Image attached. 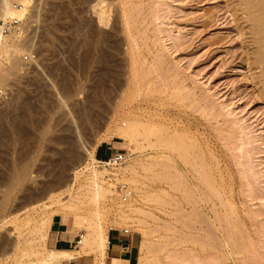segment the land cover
I'll use <instances>...</instances> for the list:
<instances>
[{
    "label": "rangeland",
    "instance_id": "374dc122",
    "mask_svg": "<svg viewBox=\"0 0 264 264\" xmlns=\"http://www.w3.org/2000/svg\"><path fill=\"white\" fill-rule=\"evenodd\" d=\"M256 2L33 1L20 27L25 45L1 55L9 74L0 82V196L9 207L0 264L51 249L55 215L77 241L94 233L87 218L108 233L140 232L139 264H264V24L251 20L264 22V11ZM121 127H132L133 142ZM104 141H117L123 166L133 160L138 169L108 176L114 193L94 200L88 172L75 174L87 163L104 168L95 154ZM129 204L136 209L125 216ZM35 210L44 240L27 222Z\"/></svg>",
    "mask_w": 264,
    "mask_h": 264
},
{
    "label": "bare ground",
    "instance_id": "6f19581e",
    "mask_svg": "<svg viewBox=\"0 0 264 264\" xmlns=\"http://www.w3.org/2000/svg\"><path fill=\"white\" fill-rule=\"evenodd\" d=\"M33 1L34 0H16V2H20L21 5L19 4V5H17L19 8H15V3L13 2V0H0V17H3L5 19L6 18L16 17V18H19L20 20H22V19H24L27 16V14L29 12V8L31 6H33V4H34ZM258 1L259 0H257V2L255 3V5L258 3ZM260 1H259V3H261L260 4L261 6L260 7L257 6V5L255 6V7H258V8H256L257 9L256 11H258V12L264 11V4H263V1L264 0L262 2H260ZM247 2H248V0H247ZM252 2L253 1H250L249 3L252 4ZM252 5H254V2H253ZM96 11L100 15V17L103 18L104 14H105L104 8H97ZM252 12H254V11H252ZM252 17H253V15H252ZM251 20L256 21V23H255L256 26H261L262 23L264 24V22L261 19L259 20L257 16L253 17V19H251ZM252 25L254 26V24H252ZM262 29H264V28H262ZM262 29H260V30L258 29V30L261 32ZM257 34L259 35V32ZM22 36L23 35L21 33H17V32H15V34H13V33L10 34L9 33V34L3 35V36L0 35V82L3 81L7 77L6 76L7 74H9L8 73V68H4L5 66L1 65V55L2 54H5L6 55V58L7 59H10L11 56H13L16 53L20 52L21 51V46L25 43V42L23 43L20 40V38ZM260 37L263 38L264 37V34H261L259 36V38ZM11 40L13 41V44H11V42H10ZM262 45H264V44H262ZM260 47L262 48V46H260ZM14 65L16 66L17 65V62H14ZM121 128H122L121 131L119 130L120 136L123 139H125V140H128V141L133 142V140L135 138L134 135H136V134L135 133L133 134V131H131L132 130V127H131V130L128 129L127 127H125V128L121 127ZM90 152L91 151H89V153ZM131 152H132V150H131ZM96 160L104 165V168L103 169L97 168V166H94V164L93 165H90V163H87L85 165V167H83L80 170H77L76 171V174H75V180H78V178L80 177L81 174H83L84 172H88V174L86 175L87 176L86 177L87 178L86 179V181H87L86 182L87 183L86 187L88 186L89 189H87V190H89V192L92 195L90 198H93L94 200L95 199H98L99 197L100 198L101 197H104V196L106 197L108 195V193H110L112 191V189H110V186H111L110 184L111 183H109V186H107L108 184L106 185V183L111 179V177L107 178L108 176L113 175V176L116 177L119 174H126L127 175V174L132 173L133 171H134L133 173H135L137 171V169H138L137 163L135 161H133V160H131V161L128 160L127 161V164L124 165V166H123V162L118 163V164H115V163L113 164V163H109L108 161L99 160L97 158H96ZM25 167H23V169L21 168L23 170V172L21 173V177L22 178L24 176H26L27 175V172H28V170H27L28 168L25 169ZM15 171H16L15 174H16V178H17V181H16L17 183L13 179V181L10 184V190L9 191H12L16 187V185L14 184V182L16 184H21V179L22 178L19 177L20 175L17 172V170H15ZM124 180H127V179L124 178ZM128 180H130V179L128 178ZM0 193H1V181H0ZM111 193H114V192H111ZM133 206H134L133 204H129L128 209L122 210L121 213H123V215H125V216L130 215V213L131 212H134V210L136 209V208L134 209ZM8 207H9L8 201H5L4 202V198L2 199L1 196H0V215H3V213L7 211ZM37 212L38 211L35 210V211L29 213L28 214V217H27V222H28V224H29L30 221H35L36 222V224L34 225V228L33 229L31 228L32 229V232L35 233V235L37 234L38 237H41V239L43 238V240H44V238L47 237V234L44 232L45 224L40 222L39 217L36 216ZM52 219L53 218L51 217L49 219V221H51ZM15 220L14 219H11L10 221L13 222ZM45 220H43V221H45ZM75 220H78V216L75 218ZM17 221H19V220H17ZM85 225L89 229L92 228L94 230V233L92 232L93 233L92 234L91 231H90L89 234H88V236L86 238H85V234L86 233L83 234L82 239H80L79 242L77 243L78 249L76 250V252H72L73 250L72 251H68L66 249L65 250H63V249L61 250V249L51 248V249H49L48 251H45V252H39V253H37V251H36V257L35 258L32 257V259L24 260V258H22V257L25 256V253H26L25 252L22 256L20 255L21 257L17 255L18 257H15L14 258L12 264H63V261L65 259L70 258L74 254L76 255L77 253L78 254H90V255L97 256V263L96 264H123L122 260H119V259H116V258H110L109 259L107 257V248H108L109 238H108V232L104 228L103 224L101 222H97V223L94 224V223H92L90 221L89 218H87V219H85ZM111 228H114V227H111ZM17 230L19 231V229H17ZM30 230H28V231H30ZM20 235L18 236L19 238L21 237ZM22 236H23V233H22ZM16 240H17V242L14 243V244H11V247H12V252H16L17 253V251L20 249V246H21L20 243H22V242H19L18 241V238ZM20 241H23V240L20 239ZM24 244H25V242H24ZM22 249L25 250L24 248H21V250ZM12 254H14V253H12ZM28 254H30V253H28ZM12 257H11V260H12Z\"/></svg>",
    "mask_w": 264,
    "mask_h": 264
},
{
    "label": "crops",
    "instance_id": "0c3cea01",
    "mask_svg": "<svg viewBox=\"0 0 264 264\" xmlns=\"http://www.w3.org/2000/svg\"><path fill=\"white\" fill-rule=\"evenodd\" d=\"M120 145L117 141H104L96 149V158L102 161L107 160L113 154L119 152ZM126 228H113L109 230L107 257L122 260L123 264H139L141 247L143 243L142 234L138 231ZM78 235L74 231L68 221L61 215H55L52 222V228L49 236V245L51 248L63 249L76 252L78 249L77 244L75 250L73 249L74 243L77 241ZM78 254V253H77ZM73 255L63 261L64 264H93L87 257L93 256L90 254Z\"/></svg>",
    "mask_w": 264,
    "mask_h": 264
},
{
    "label": "built area",
    "instance_id": "2783aa9c",
    "mask_svg": "<svg viewBox=\"0 0 264 264\" xmlns=\"http://www.w3.org/2000/svg\"><path fill=\"white\" fill-rule=\"evenodd\" d=\"M21 7V6H20ZM15 8H19L17 5H15ZM23 22V19L20 20L19 18L16 17H12V18H3L0 17V35H7V34H11V33H21V24ZM27 59V58H26ZM125 154L122 152H117L115 154H113L112 156H110L107 160L109 163H121L124 158H125ZM120 195H121V200L123 202H127L130 199V195H131V191H129V186L126 184H121L120 185ZM113 229V228H111ZM126 232H129V229H125ZM83 234L79 235V240L82 239ZM79 240L77 241V243L79 242Z\"/></svg>",
    "mask_w": 264,
    "mask_h": 264
}]
</instances>
